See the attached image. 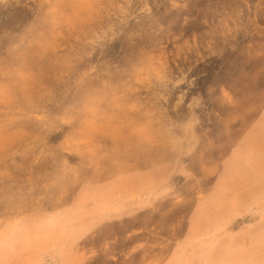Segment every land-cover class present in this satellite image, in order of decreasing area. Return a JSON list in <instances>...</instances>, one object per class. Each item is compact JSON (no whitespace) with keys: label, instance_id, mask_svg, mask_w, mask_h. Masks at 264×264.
I'll return each mask as SVG.
<instances>
[{"label":"rangeland","instance_id":"1","mask_svg":"<svg viewBox=\"0 0 264 264\" xmlns=\"http://www.w3.org/2000/svg\"><path fill=\"white\" fill-rule=\"evenodd\" d=\"M262 104L264 0H0V264H212Z\"/></svg>","mask_w":264,"mask_h":264},{"label":"crops","instance_id":"2","mask_svg":"<svg viewBox=\"0 0 264 264\" xmlns=\"http://www.w3.org/2000/svg\"><path fill=\"white\" fill-rule=\"evenodd\" d=\"M259 110H264L263 104L262 106H259ZM262 120H264V115L260 114V116H258L257 118V125H255V128L257 127L259 128V130L264 128V121L262 122ZM253 168V181H256L254 183L256 186V190L254 191L255 201L251 206L247 207L245 205L243 210L242 208L240 209L242 210L240 211L241 213H239L234 219V221H237H233L236 226L233 225V222L226 226L222 225L217 229L218 234L216 236H210L211 242L206 251L207 253L209 252L207 256L213 255L216 258L212 264H264V158L260 159V161L255 160L253 162ZM122 176L124 178H128V183L130 184L129 186H131L132 188L137 187L139 183L143 185V183H146L151 178L155 180H158L160 178L159 175L154 174L153 171L149 172V170L135 171L130 174L126 173L124 175H119L118 177ZM110 183L111 182L96 186H87L88 188H90V190L87 191L91 193V191L96 188L104 189L106 185ZM78 193H81V190ZM145 198L149 199L150 197L145 196L144 199ZM148 199H146L147 201H142V209L136 211L132 210L129 212L131 214L128 215H134L135 213H138V211H143L152 206V204L150 203L151 200ZM66 209L67 207H62L60 208L61 211H59L60 213H62ZM55 211L56 210L45 211L44 213L39 212L34 215H30V218L42 219L45 216H50ZM246 216H250L251 219L247 221H240ZM99 219L100 216L98 217V220ZM85 221L86 220H84L83 222H78L75 227L81 226L83 228L88 227L89 229H91L93 225L98 224L97 220L91 222ZM229 227L232 229L228 230L230 229ZM6 229L7 226L3 230ZM35 235L37 237H34V248H37V246L46 247L47 245L52 244H50L49 242V236L47 233L35 232ZM62 242L63 237L60 236L57 243L58 245H61ZM15 258H17V256L11 258L10 261L14 262Z\"/></svg>","mask_w":264,"mask_h":264}]
</instances>
